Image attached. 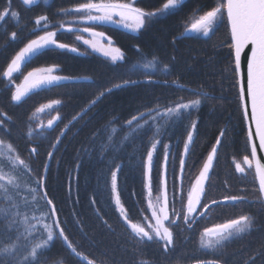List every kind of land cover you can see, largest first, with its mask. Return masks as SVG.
Masks as SVG:
<instances>
[{
	"label": "snow or ice",
	"instance_id": "obj_1",
	"mask_svg": "<svg viewBox=\"0 0 264 264\" xmlns=\"http://www.w3.org/2000/svg\"><path fill=\"white\" fill-rule=\"evenodd\" d=\"M20 2L26 9H31L37 6L39 0ZM12 3L13 0H5L4 7L0 9V34L6 37L5 43L8 39L19 43L18 33L26 27V22L21 21L20 12L13 8ZM44 4H48V0H44ZM185 4L186 0H163L159 7L149 10L136 6L135 0H82L68 7L57 8L54 15L60 19L55 21L47 14L34 17V27L29 30L34 38L27 39L0 71V83L4 90L9 91L11 104L20 105L30 95L51 91L69 82L95 84L91 77L73 78L59 74L60 66L55 63L25 71L29 64L47 52L77 56L98 53L112 65L122 64L125 67L117 82L101 86L93 98L64 124L49 143L46 160L39 172L21 156L12 142L16 122L0 109V264H65L63 259L56 260L49 255L57 244L66 248L78 264H105L103 260L89 258L79 250L78 243L69 238L65 227L68 220L61 219V209L50 195L47 178L51 161L56 158L63 138L73 127L81 122L82 126H87L91 120L89 113L114 90L141 85L176 86L180 91H187L190 98L180 96L164 104L157 99L152 105L138 108L122 123L118 124L119 118L113 116L101 128L91 132L86 137L87 143L77 149L76 175L69 173V198L71 181L76 179L78 182L83 157L92 156L95 152L110 172V177L101 175L99 179L110 193L114 212L126 227L133 250L137 252L136 264H162L175 252L178 236L185 232L193 233L201 222L207 223L218 209L228 206L246 204L256 211L213 223L211 227L204 226L199 231V248L206 254L220 258L201 259L195 264H226L224 257L232 244L247 239L253 232L264 233V222L260 219L264 215V156H258V152L264 153V0H216L212 6L198 5L189 13L179 34L180 38H189L194 34L210 40L221 24H226L229 29L226 46L233 77L231 86L237 90L238 104L246 124L245 151L248 153L242 161L233 157L232 163L235 173L241 174V177L248 175L249 171L252 173L258 185L252 190L253 199L246 194H232L227 179L218 182L216 168L220 152L230 142L227 125L218 130L214 142L201 159L197 174L194 179L190 177L191 169L196 166L191 158L196 154L200 135L199 111L203 105H210L214 109L217 107L214 102L223 98L206 91L203 85L191 89L178 84L179 77L172 63L174 56L170 61H164L136 45L138 58L129 62L114 38L98 30L140 33L159 18L174 15ZM9 20L14 22L16 28L10 33L6 27ZM63 33L72 34L73 43L59 40L58 34ZM177 38L173 37V44ZM79 44L85 46L83 51ZM249 46L245 72L242 54ZM228 71L224 69L225 73ZM61 104L60 99L42 103L25 122L21 138L28 145L31 157L39 155L37 142L47 140L48 133L55 131L54 126L61 120L58 111ZM54 111L56 114L46 123L39 119L41 114ZM177 125L183 128L180 136H175ZM118 133H123L119 140L116 139ZM129 147L132 152L127 151ZM140 148H144L139 164L141 191L130 194L133 207L141 216V222H136L130 216L132 208L122 201L118 175L125 166L122 157L126 156L131 163ZM186 179L189 181L187 187ZM220 183L223 193L227 194L214 196V192L221 191ZM240 192L244 193L245 189H240ZM90 203L96 205L95 197L91 198ZM95 214L106 229L115 231L103 218L99 208H95ZM72 216L73 222L87 238L78 214L73 211ZM188 238L184 237L185 240ZM261 240L264 241V235ZM150 247L162 254L161 262L145 258L144 250ZM258 257H264V243L235 264H256ZM176 264H182L181 258L176 259Z\"/></svg>",
	"mask_w": 264,
	"mask_h": 264
},
{
	"label": "trees",
	"instance_id": "obj_2",
	"mask_svg": "<svg viewBox=\"0 0 264 264\" xmlns=\"http://www.w3.org/2000/svg\"><path fill=\"white\" fill-rule=\"evenodd\" d=\"M77 2H82V0H48V4H44V0H39L37 6L26 9L20 0H13L12 6L20 12L21 21L26 22V27L18 33L20 36L19 43L12 42L10 39L5 43L6 37L0 34V45H2L0 47V71L6 67L10 57L23 46L27 39L34 38V35L29 34V30L34 27L33 21L36 15L47 14L50 19L55 21L60 19L59 16L54 15L57 8L68 7ZM162 2L163 0H135L136 6L149 10L159 7ZM215 2L216 0H186V4L182 6L180 11L174 15L159 18L140 33L125 34L103 28L98 30L105 31L114 38L116 45L122 49L129 62L138 58L136 45H139L144 52L154 53L164 61H170V58L174 56L175 61L172 63L174 72L179 77L178 84H183L191 89H197L203 85L206 91L223 98L214 102L217 105L214 109L210 105H203L199 111L200 135L197 139L196 154L191 158L196 162V166L191 169L190 177L194 179L197 174L201 159L214 142L218 130L227 125L230 129V142L220 152L219 164L216 168L219 177L218 182L227 179L231 185L232 194H246L249 199H253L252 190L256 184L252 173L249 171L248 175L241 177V174L235 173L232 163L233 157L240 161L248 153L245 151L246 132L238 104L237 90L231 86L233 77L230 71L229 49L226 46L229 41V29L226 24H221L210 40L194 35L189 38L179 37L183 31L185 20L193 8L198 5L212 6ZM4 4L5 0H0V9L4 7ZM6 27L9 33L16 30L14 22L11 20L7 22ZM174 36L178 37L175 44L172 43ZM58 39L66 43H73L74 41V37L70 33L58 34ZM79 47L81 51L84 50L81 46ZM53 63L60 66L59 74L73 78L91 77L95 84L69 82L51 91H40L30 95L20 105H13L10 103L9 91L4 90L2 83H0V109L7 112L16 122L13 128L12 142L18 148L21 156L26 161H30L32 168L37 172L41 170L42 164L46 160L49 143L59 134L64 124L93 98L101 86H110L117 82L123 75L125 67L122 64L112 65L95 54L77 56L72 53L47 52L29 64L25 71L32 67ZM226 68L229 71L225 73L224 69ZM180 96L185 97V99L190 98L187 91H180L176 86L141 85L114 90L111 95L104 97L92 109L89 113L91 120L87 126H82L83 122H81L63 138L56 158L51 161L47 183L50 195L54 197L55 203L61 209L59 213L61 219L66 218L68 220L65 227L69 238L74 243H78L79 250L89 258L97 261L103 260L105 264H136L137 252L133 250L126 227L114 212L110 193L104 188L103 181L99 179L101 175L110 177V172L105 166V162L95 152L92 156L83 157V163L78 172V182L76 179L71 181L72 191L71 198H69V173H72L73 176L76 175L75 164L79 158L77 149L83 143H87L86 137L91 132L101 128L111 117L117 116L119 118L117 123L120 124L134 114L138 108H142L143 105H152L157 99L161 104H164ZM53 99L62 101V104L58 106L61 120L54 126L55 131L48 133L47 140L37 142L39 155L31 157L28 152V145L21 138V134L25 130V122L36 107ZM182 133V126L177 125L175 136H180ZM122 134L118 133L116 139L119 140ZM98 143L99 141H97ZM127 151L132 152V148L129 147ZM143 154L144 148H140L136 153V158L131 163L128 162L126 156L122 157L125 166L118 175L122 201L127 207L132 208L130 216L136 222L141 221V216L133 207V197L130 194L133 191L136 193L141 191L139 164ZM57 160H59V164H57ZM188 182L186 179V187ZM220 187L221 191L214 192V196L227 194L223 193L222 183H220ZM242 188L245 189L244 193L240 192ZM93 197L97 201L95 206L90 203ZM77 198L78 203L76 202ZM95 208L100 209L101 215L112 225L114 232H110L101 224L100 219L95 214ZM73 211L78 214L82 221L87 238H84L79 227L73 222ZM255 211L256 209L250 208L246 204L218 209L213 214L212 219L207 223L201 222L196 231L191 234L185 232L182 236H178L175 252L171 253L162 264H176L178 257L181 258L182 264H194L195 261L201 259H219L220 257L206 254L204 250L199 248V231L204 226L211 227L213 223H220L241 214ZM260 219L261 222H264V215ZM262 235L264 233L253 232L247 239L232 244L224 257L226 264H235L236 261L246 257L248 253L255 251L261 243H264L261 240ZM186 236L189 237L187 240L184 239ZM144 251L146 259L154 258L157 262H161L162 254L159 251L151 247ZM49 255L56 260L63 259L65 264H78L77 259L59 244L52 249ZM262 260L264 257H258L256 264H262Z\"/></svg>",
	"mask_w": 264,
	"mask_h": 264
},
{
	"label": "water",
	"instance_id": "obj_3",
	"mask_svg": "<svg viewBox=\"0 0 264 264\" xmlns=\"http://www.w3.org/2000/svg\"><path fill=\"white\" fill-rule=\"evenodd\" d=\"M249 55H250V46H249V49H245V52L242 54V67L245 70V72H246V59H247V57ZM241 113H242V111H241ZM243 124H244V129H245V132H246V124H245L244 121H243ZM258 156H264V153L258 152ZM262 162H264V161H262ZM256 186L258 187L257 184H256Z\"/></svg>",
	"mask_w": 264,
	"mask_h": 264
},
{
	"label": "rangeland",
	"instance_id": "obj_4",
	"mask_svg": "<svg viewBox=\"0 0 264 264\" xmlns=\"http://www.w3.org/2000/svg\"><path fill=\"white\" fill-rule=\"evenodd\" d=\"M194 35V34H193ZM195 36V35H194ZM79 46H81L83 49H84V47L85 46H83L82 44H79ZM92 54H95V55H97V56H99V57H101V58H104L103 56H101L100 54H98V53H92ZM105 59V58H104ZM53 115H55V111L54 112H51V113H45V114H41L40 115V117H39V119H42L45 123H46V121H47V119H50ZM58 122V121H57ZM181 147H182V145H181ZM241 161V160H240ZM141 222V221H140ZM198 244H199V240H198Z\"/></svg>",
	"mask_w": 264,
	"mask_h": 264
},
{
	"label": "flooded vegetation",
	"instance_id": "obj_5",
	"mask_svg": "<svg viewBox=\"0 0 264 264\" xmlns=\"http://www.w3.org/2000/svg\"><path fill=\"white\" fill-rule=\"evenodd\" d=\"M243 159V158H242ZM242 161V160H241ZM246 167V166H245Z\"/></svg>",
	"mask_w": 264,
	"mask_h": 264
}]
</instances>
